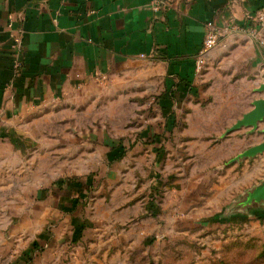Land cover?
I'll list each match as a JSON object with an SVG mask.
<instances>
[{"label": "rangeland", "instance_id": "1", "mask_svg": "<svg viewBox=\"0 0 264 264\" xmlns=\"http://www.w3.org/2000/svg\"><path fill=\"white\" fill-rule=\"evenodd\" d=\"M124 77L18 128L0 156V264H264V119L240 124L261 83L216 78L173 109L145 72Z\"/></svg>", "mask_w": 264, "mask_h": 264}, {"label": "crops", "instance_id": "2", "mask_svg": "<svg viewBox=\"0 0 264 264\" xmlns=\"http://www.w3.org/2000/svg\"><path fill=\"white\" fill-rule=\"evenodd\" d=\"M171 1L158 15L153 0H0V156L23 123L102 80L129 73L138 88L145 72L173 109L215 89L216 78L253 89L264 81V54L237 29L264 0ZM208 21L219 41L198 73Z\"/></svg>", "mask_w": 264, "mask_h": 264}, {"label": "built area", "instance_id": "3", "mask_svg": "<svg viewBox=\"0 0 264 264\" xmlns=\"http://www.w3.org/2000/svg\"><path fill=\"white\" fill-rule=\"evenodd\" d=\"M171 5V0H153L152 9L156 14L161 15V13L169 10ZM237 29L244 30L245 33L255 41L261 54H264V9L258 10L254 16L250 18L249 24L244 27L237 26ZM218 41L219 34L217 28L212 21H208L203 44L198 50L195 58V68L198 73H202V71L206 69L208 54L218 44Z\"/></svg>", "mask_w": 264, "mask_h": 264}, {"label": "water", "instance_id": "4", "mask_svg": "<svg viewBox=\"0 0 264 264\" xmlns=\"http://www.w3.org/2000/svg\"><path fill=\"white\" fill-rule=\"evenodd\" d=\"M259 89L264 90V81L260 84ZM264 119V98L258 100L255 103V107L253 110L241 120L240 124L244 125H253L255 126L259 121ZM260 150H264V143L259 147ZM250 153H246L249 156ZM264 188V187H263ZM255 194V193H253ZM263 196H264V189H263ZM250 197V194H248ZM249 208L248 210H250Z\"/></svg>", "mask_w": 264, "mask_h": 264}, {"label": "trees", "instance_id": "5", "mask_svg": "<svg viewBox=\"0 0 264 264\" xmlns=\"http://www.w3.org/2000/svg\"><path fill=\"white\" fill-rule=\"evenodd\" d=\"M188 83L191 84L190 81H188ZM171 95L175 96V94L172 93V92H171ZM168 121L173 123L172 126H171V130H170V132H171V131H173V129H174L175 125H176V121H177V116H176L175 112H173L171 115H169ZM107 144H109L111 146V148H113V149L119 148L121 150V155L117 159H120L124 155L125 146L123 145L122 141L121 142L119 141L118 143L117 142H109L108 141Z\"/></svg>", "mask_w": 264, "mask_h": 264}]
</instances>
